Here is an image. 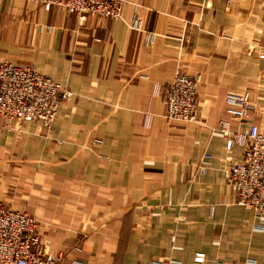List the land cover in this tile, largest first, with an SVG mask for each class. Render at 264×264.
<instances>
[{"label":"crops","instance_id":"1","mask_svg":"<svg viewBox=\"0 0 264 264\" xmlns=\"http://www.w3.org/2000/svg\"><path fill=\"white\" fill-rule=\"evenodd\" d=\"M263 52L264 0H127L120 19L85 20L0 0V63L74 93L52 129L0 119V201L37 217L59 264H264L262 220L228 183L244 150L223 132L264 131ZM179 73L199 83L192 120L165 117ZM229 94L250 99L244 118Z\"/></svg>","mask_w":264,"mask_h":264},{"label":"built area","instance_id":"2","mask_svg":"<svg viewBox=\"0 0 264 264\" xmlns=\"http://www.w3.org/2000/svg\"><path fill=\"white\" fill-rule=\"evenodd\" d=\"M127 0H44L47 10L54 6L65 9L85 20L90 15L120 19ZM140 5L135 4L132 28L143 29L139 14ZM264 58V52L261 54ZM198 80L193 76L176 75L166 94L165 116L170 120H192L198 109ZM73 92L62 83L43 75L34 67H24L11 62L0 63V119L7 127L17 122L20 127L38 122L51 128L59 105L69 99ZM227 112L244 118L252 108L250 99L242 94L226 97ZM227 149L235 146L244 150L242 160L228 170V183L238 195L240 203L253 209L264 219V131L253 124L247 131L232 133L228 125L223 127ZM204 158H211L205 154ZM206 166H201L205 173ZM39 221L35 216L14 209L0 201V264H59L62 253L54 254L39 233ZM195 264H205V253L195 256ZM254 263V261H249ZM216 264H240L218 261Z\"/></svg>","mask_w":264,"mask_h":264},{"label":"rangeland","instance_id":"3","mask_svg":"<svg viewBox=\"0 0 264 264\" xmlns=\"http://www.w3.org/2000/svg\"><path fill=\"white\" fill-rule=\"evenodd\" d=\"M44 75V74H43ZM46 76V75H45ZM57 81V80H56ZM61 83V82H60ZM64 85V84H63ZM64 86H66V85H64ZM66 87H68V86H66ZM71 91H72V89L70 88V87H68ZM73 92V91H72ZM74 94V93H73ZM73 96V95H72ZM71 96V97H72ZM67 100V99H66ZM66 100H63V101H66ZM62 101V102H63ZM61 102V103H62ZM61 103H60V105H61ZM198 103H199V99H198ZM60 105H59V109H60ZM58 114H59V112H58ZM58 117V116H57ZM166 117V116H165ZM167 118V117H166ZM170 120V119H169ZM56 121V120H55ZM148 121H150L149 120V118H148ZM183 121H186V120H183ZM53 126V125H52ZM48 129H52V127L51 128H48ZM6 204V203H5ZM7 205V204H6ZM9 206V205H8ZM17 210H19V209H17ZM20 211H24V212H27V213H29V214H31L29 211H27V210H24V209H20ZM31 215H33V214H31ZM34 216V215H33ZM36 219H37V217H36ZM38 220V219H37ZM40 225V224H39ZM249 261H252V260H248L247 262L248 263H252V262H249ZM171 262H177V261H175V260H171Z\"/></svg>","mask_w":264,"mask_h":264}]
</instances>
